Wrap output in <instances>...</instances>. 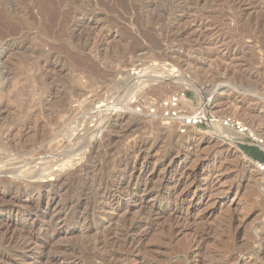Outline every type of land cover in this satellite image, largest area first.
<instances>
[{
	"label": "rangeland",
	"instance_id": "obj_1",
	"mask_svg": "<svg viewBox=\"0 0 264 264\" xmlns=\"http://www.w3.org/2000/svg\"><path fill=\"white\" fill-rule=\"evenodd\" d=\"M253 1L57 0L51 23L54 12L0 0L12 23L27 19L13 44L0 40V223L16 224L15 232L0 230V264H52L53 254L94 263L67 208L79 193L76 176L49 196L40 190L22 200L27 207L15 202L26 196L8 186L20 166L10 158H24L32 141L34 152L44 146L40 156L63 159L66 168L76 158L102 161L104 174L118 173L113 186L125 187L122 175L141 177L139 188L149 193L129 213L97 219L112 236L124 218L143 219L130 236L137 250L120 264H264V170L242 150L264 153V0ZM177 76L195 82L198 93ZM182 91L187 111L209 101V113L228 126L180 133L157 103ZM101 104L119 112L110 119ZM36 229L43 231L38 246L25 252L17 244Z\"/></svg>",
	"mask_w": 264,
	"mask_h": 264
},
{
	"label": "bare ground",
	"instance_id": "obj_2",
	"mask_svg": "<svg viewBox=\"0 0 264 264\" xmlns=\"http://www.w3.org/2000/svg\"><path fill=\"white\" fill-rule=\"evenodd\" d=\"M29 2L32 4V6H36V9H37V11L40 14H43V12H49V11L54 12V14H53L54 16L52 18L51 23H54L56 21V12H55V10L57 9V6H58L57 0H55V1L54 0H26L27 4ZM228 2L233 4V5H236L238 7H241L243 5H246L247 3H248L247 5H253L252 2H254V1L253 0H228ZM21 4L24 5L23 7L21 6L23 8L22 10H25L27 5H25V3H21ZM13 12H16V11L13 10ZM7 14H9V13H6V11L4 12L2 9H0V40L2 42H4L6 45L9 46L10 44H13L15 42V38L21 32L22 25L27 24V19L22 17L20 19V22L12 23L11 20L9 19L10 16L8 17ZM11 14H13V13H11ZM50 27L51 26L49 24L46 25V26H43V28L41 29V34L43 36L49 35ZM84 29H87V28H84ZM91 32H92V30H91ZM177 59H179V57ZM180 62H184V60L183 61L181 60ZM184 66L185 67L187 66V68L189 70L192 68V67L190 68L191 64H189V62L187 64L185 62ZM43 67H44V65H43ZM154 77H158V76H154ZM188 77H190V76H188ZM160 79H163V78H160ZM175 79H177V81L178 80L181 81L180 83H181L182 86L184 85V86H187L189 88H192L193 91H196L198 93V85L195 82H193L190 78H187V76H179V77L177 76V77H175ZM146 81H148V79ZM177 81H176V83H177ZM84 94H85V92H83L81 95L83 96ZM198 98L201 100L200 97H198ZM243 100H245V99H243ZM210 101H212V100H210ZM103 107H104V105L101 104V105H99L97 107V109L100 110V111L107 112L110 119H111L112 116L115 115L114 113L119 112L118 108L116 109V107H112V108L111 107L103 108ZM122 115L123 114H121V115L119 114V117H121V118L124 117ZM121 118H120V120H121ZM129 120H128V122H129ZM137 121H138V119H137ZM140 122H142V120ZM244 129L245 128H243L239 132L244 131ZM34 145H35V141H32V143H30V147H28L29 150L28 149L24 150L25 151V152H23L24 153V158H23V154H22V157L18 156V158H13V157H12V159L10 158V160L19 161L20 162V166L18 168L19 170H16L15 172L11 171L12 175H14V176H11L12 178L6 176V177H8L10 179L9 183H8L9 184L8 186L11 187V188L12 187H16L17 190L25 191L24 195L26 196V199H24L22 197L16 198L15 202L17 204H19V205H23L24 206L25 203H23L22 200H25L28 203V201H31L34 198L33 194L35 192H39L40 190H44V192H45L44 194L49 196V193L54 191L56 189L55 187L57 185L62 186V184L65 183L67 179H70L69 177L76 176V178L78 179V184H77L78 186L77 187H78L79 193H78V195H76L75 198H73V199L71 198L72 201L69 200L70 204H71V207H67V208L72 209V212L74 211V215H75V218H74L75 221L74 222H75V225H76V227L79 228L80 234L83 237V239H86V240L89 241V243L87 242L88 245H86V246L91 248V250H90L91 251V255H92L91 258L94 259V261H93L94 263L93 264H120V262L126 261L128 259V257L134 251L137 250V247H136L137 241L135 239H132L130 236H132V234L134 236L133 232L137 231V229H138L137 227L142 224L143 219L140 220L138 218L139 219L138 220L137 219L138 216H137L136 219L133 218L134 220L130 219V221L129 220L127 221L124 218L123 224H121L122 226H120L121 228H119V230L116 231V233L113 236H112L111 233L109 234L105 230V228H107V227L103 228L104 224L102 225L100 222L97 221V219L100 216L105 217L108 214L111 215V214H115V213H123L125 215V214L129 213V207L131 206V204L135 203L137 201V199H142L143 198L142 197L143 194L147 195L149 193L147 188H144V189L142 188V190L139 188V185L141 183V177L130 176L128 178H125L124 175L120 174V175H122V178L120 176L121 180L125 181V183H123V184H125V187H122V185H114L113 186L112 185L113 183L111 184V178L112 177H114V178L118 177V173H116L117 175L112 173L113 175L111 177V169H110V171L108 170L109 171L108 174H106V173L104 174V172H102V169H101L102 168L101 167L102 166L101 165L102 161L100 163L97 162V161H93L95 159L94 158L92 161H86L85 163H80V164H79V160H78V164H76V162H77L76 161L77 158H76V159H74L75 160V164H74L73 163L74 160H71L69 158V161L71 160V163L74 164V165L71 166V163L69 161H67V162L70 163V166L68 168H66L64 165H62V166L65 167L64 168V167L61 166L62 163L60 164V161H62L63 159L62 160H58L59 158L58 159L54 158L53 160H50L49 156L48 157L46 156L47 154L45 155L46 157H41L42 155L40 156V153L46 152L47 150L45 151L44 146H43L41 151L40 152L37 151V153H36L32 149ZM14 146H16V145H14ZM93 146H94V144H93ZM24 148H27V147H24ZM22 150H23V148H22ZM59 150H60V148H59ZM90 153L92 154V152H90ZM94 153H95V150H94ZM19 154H20V152L18 153V155ZM55 155H57V154H55ZM5 156L8 157V155H5ZM5 156H4V158H5ZM66 156L64 158H66ZM89 156H91V155H89ZM242 156L244 158H246V155L243 154V153H242ZM7 157L5 159H8ZM93 157H94V155H93ZM88 158H90V157H88ZM103 163H105V161ZM0 169H2V168H0ZM106 170H107V168H106ZM2 173H3V171H2ZM5 174H6V172H5ZM8 175H10V174L8 173ZM12 179H14V180H12ZM2 182H3V180L1 181V183ZM5 182H8V181H5ZM4 184H6V183H4ZM131 185L135 186L136 189L135 190H130L128 186H131ZM58 188H59V186H58ZM5 190H7V189H5ZM22 191H21V193H22ZM56 192H58V190ZM154 192H155V194H159V192H160L159 188L157 187L156 189H154ZM37 196L38 197H37L36 200H39L41 197H40V195H37ZM47 202H48V197H47ZM23 206H19V207H23ZM25 206H26V204H25ZM38 206H39V204H38ZM55 207L56 206H54V208ZM61 207H63V205ZM142 209H143V206H142ZM59 210H60V208H59ZM59 210H58V212H60ZM17 212H19V211L17 210ZM140 212H141V209L139 208V210L137 211L135 216L136 215H139V216L142 215ZM52 214L55 215V211ZM34 217H35V213H34ZM56 219H57V217H56ZM71 220H72V218H71ZM48 223H50V221ZM109 223H110V221H109ZM15 225L16 224H13L12 222L3 223V224L0 223V230L2 228H4L5 229V233L10 232V231H12V232L14 231L15 232V230H16L15 229ZM42 226H43V224H42ZM107 226H109V224ZM40 228H38V229H40ZM103 229L105 231H103ZM12 232H11V234H13ZM42 233H43V231H41V230L30 231L28 234L26 233L25 237H22L20 239L19 244H17V246L22 248L25 252L27 250L28 251L30 250V252L33 253L34 250L36 249V246H38L37 238L39 236H41ZM3 234H4V230H3ZM90 234L91 235L93 234L94 238ZM89 236H91L92 239H90L91 237H89ZM88 237H89V239H88ZM36 243H37V245H36ZM63 252L66 253L65 251H63ZM36 253H37V251H36ZM55 254H60V253H55ZM41 256H42V254H41ZM50 256H52V255H50ZM53 256H54V254H53ZM53 256L51 258H49V260H48L52 264H82L80 259H78L75 256H72V257H68V256L67 257H57V256L53 257ZM60 256H61V254H60ZM2 261H3V255L0 254V262H2Z\"/></svg>",
	"mask_w": 264,
	"mask_h": 264
},
{
	"label": "built area",
	"instance_id": "obj_3",
	"mask_svg": "<svg viewBox=\"0 0 264 264\" xmlns=\"http://www.w3.org/2000/svg\"><path fill=\"white\" fill-rule=\"evenodd\" d=\"M207 100L206 97H202ZM190 100L186 98L184 91L172 96L161 99L157 103L160 116L168 120L171 124H178L180 133L184 134L188 129L198 128L204 125L220 124L228 126L230 121L219 120L209 113L211 104L205 101L204 104L198 103L197 107L187 111ZM152 106V104H151ZM137 112L141 111V106L136 108ZM155 110H150V114H154ZM261 170L264 166L258 164Z\"/></svg>",
	"mask_w": 264,
	"mask_h": 264
},
{
	"label": "trees",
	"instance_id": "obj_4",
	"mask_svg": "<svg viewBox=\"0 0 264 264\" xmlns=\"http://www.w3.org/2000/svg\"><path fill=\"white\" fill-rule=\"evenodd\" d=\"M242 150L247 153L250 158L258 163H264V153L259 150L257 147L253 146H244Z\"/></svg>",
	"mask_w": 264,
	"mask_h": 264
},
{
	"label": "water",
	"instance_id": "obj_5",
	"mask_svg": "<svg viewBox=\"0 0 264 264\" xmlns=\"http://www.w3.org/2000/svg\"><path fill=\"white\" fill-rule=\"evenodd\" d=\"M252 160V159H251ZM257 164H259L258 162H256Z\"/></svg>",
	"mask_w": 264,
	"mask_h": 264
}]
</instances>
